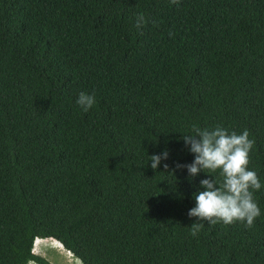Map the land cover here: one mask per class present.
<instances>
[{"label":"trees","instance_id":"trees-1","mask_svg":"<svg viewBox=\"0 0 264 264\" xmlns=\"http://www.w3.org/2000/svg\"><path fill=\"white\" fill-rule=\"evenodd\" d=\"M193 125L249 132L251 228L189 218L223 179L175 169ZM36 237L81 264H264V0H0V264H52Z\"/></svg>","mask_w":264,"mask_h":264},{"label":"clouds","instance_id":"clouds-1","mask_svg":"<svg viewBox=\"0 0 264 264\" xmlns=\"http://www.w3.org/2000/svg\"><path fill=\"white\" fill-rule=\"evenodd\" d=\"M170 2L177 4L179 0ZM144 22V16L139 15L136 20L137 27ZM95 102L94 94L85 92H81L76 100L77 105L85 112ZM192 133L182 139L185 145L190 144L188 150L194 154V160L191 164H176L175 169L186 168L190 177H195L202 171L206 172L205 170L207 174L219 170L223 179L219 183L215 178L200 181L204 191L194 194L196 206L189 210V218L196 217V221L210 225L219 222L225 225L243 222L246 227L251 228L255 219L260 216V208L253 198V192L260 190L262 185L257 173L248 169L249 152L254 145V141L249 139V132L244 130L237 134L221 126L208 130L193 125ZM168 155L167 150L159 155L153 154L150 156V167L157 169L162 160L168 159ZM164 168L168 169V165L164 164ZM203 227V223L194 222L191 225V235L195 236ZM36 239L37 237L33 241L32 250Z\"/></svg>","mask_w":264,"mask_h":264},{"label":"crops","instance_id":"crops-1","mask_svg":"<svg viewBox=\"0 0 264 264\" xmlns=\"http://www.w3.org/2000/svg\"><path fill=\"white\" fill-rule=\"evenodd\" d=\"M52 243H55L56 245L52 244ZM48 246L57 248L58 250L66 253V255L69 258H74L76 260L77 264H81V262H80V260L78 258L73 256L72 253L70 251L66 250L58 240H56V239H54L52 237L36 239V242L34 244V249L32 251L35 254H38V255H41V256H45V257L48 258V255L46 254V250H47ZM32 262L33 261L30 260L27 264H33Z\"/></svg>","mask_w":264,"mask_h":264},{"label":"rangeland","instance_id":"rangeland-1","mask_svg":"<svg viewBox=\"0 0 264 264\" xmlns=\"http://www.w3.org/2000/svg\"><path fill=\"white\" fill-rule=\"evenodd\" d=\"M55 244V243H52ZM56 245V244H55ZM46 254L48 255V258L43 256L45 259H47L52 264H77L76 260L74 258H69L66 253L58 250L55 247H47ZM33 264H38L35 261L32 262Z\"/></svg>","mask_w":264,"mask_h":264},{"label":"bare ground","instance_id":"bare-ground-1","mask_svg":"<svg viewBox=\"0 0 264 264\" xmlns=\"http://www.w3.org/2000/svg\"><path fill=\"white\" fill-rule=\"evenodd\" d=\"M38 239V238H37Z\"/></svg>","mask_w":264,"mask_h":264}]
</instances>
